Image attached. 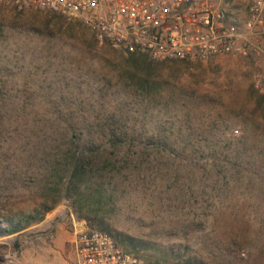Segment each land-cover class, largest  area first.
<instances>
[{
    "label": "trees",
    "instance_id": "obj_1",
    "mask_svg": "<svg viewBox=\"0 0 264 264\" xmlns=\"http://www.w3.org/2000/svg\"><path fill=\"white\" fill-rule=\"evenodd\" d=\"M126 56L131 69L116 75L120 89L142 100L156 97L158 90L145 83L159 60ZM9 79L0 75V234L20 231L61 199H69L76 218L107 233L106 214L119 202L143 194L154 203L157 193L160 208L187 204V225L181 227L187 250L199 242L187 252V264H209L205 252L210 260L230 250L264 256V177L236 145L223 154L217 139L170 138L187 132V122L177 130L163 122L150 125L125 102L88 105L93 93L100 100L107 95L101 87L80 97L16 92L3 89ZM72 81L68 75L63 83Z\"/></svg>",
    "mask_w": 264,
    "mask_h": 264
},
{
    "label": "rangeland",
    "instance_id": "obj_2",
    "mask_svg": "<svg viewBox=\"0 0 264 264\" xmlns=\"http://www.w3.org/2000/svg\"><path fill=\"white\" fill-rule=\"evenodd\" d=\"M234 8L233 16L243 19L244 11ZM153 62L145 85L158 90V95L142 100L120 89L116 79L119 72L131 69L126 54L99 43L80 20L19 9L0 0V75L10 78L3 89L71 91L80 97L101 87L107 95L100 100L93 93L88 105L102 101L108 108L125 102L139 121L172 124L176 130L187 122V132L174 131L169 137L187 136L191 143L217 139L223 154L236 145L264 177V96L253 86L255 63L233 55ZM68 75L73 81L64 84ZM137 195L106 214L110 215L107 231L143 264H187V252L193 253L199 245L195 241L187 250V232L181 228L187 225V204L177 208L168 202L160 208L157 193L154 203ZM52 209L57 212L48 217ZM70 216L76 218L69 199H61L20 231L0 234V264H75L69 242ZM4 225L0 223V228ZM259 254L230 250L210 260L205 252L204 259L209 264H264ZM255 258L261 262H253Z\"/></svg>",
    "mask_w": 264,
    "mask_h": 264
},
{
    "label": "built area",
    "instance_id": "obj_3",
    "mask_svg": "<svg viewBox=\"0 0 264 264\" xmlns=\"http://www.w3.org/2000/svg\"><path fill=\"white\" fill-rule=\"evenodd\" d=\"M80 20L99 43L152 60L233 55L255 63L256 91L264 95V0H7ZM244 11L239 20L233 13ZM75 264H143L106 232L70 216Z\"/></svg>",
    "mask_w": 264,
    "mask_h": 264
},
{
    "label": "crops",
    "instance_id": "obj_4",
    "mask_svg": "<svg viewBox=\"0 0 264 264\" xmlns=\"http://www.w3.org/2000/svg\"><path fill=\"white\" fill-rule=\"evenodd\" d=\"M56 209H52V210H50L49 212H47V216L49 217V215H51V214H54L55 212H57V211H55ZM44 220H46L45 218H44ZM40 262L41 261H43L44 259L42 258V260H41V257L38 259ZM42 264H47L46 262H43Z\"/></svg>",
    "mask_w": 264,
    "mask_h": 264
}]
</instances>
